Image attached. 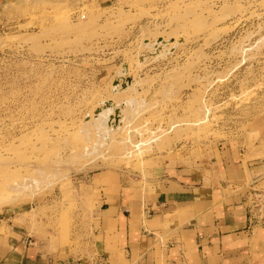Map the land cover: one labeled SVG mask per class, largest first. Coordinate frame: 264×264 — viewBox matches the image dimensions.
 <instances>
[{
  "label": "rangeland",
  "instance_id": "1",
  "mask_svg": "<svg viewBox=\"0 0 264 264\" xmlns=\"http://www.w3.org/2000/svg\"><path fill=\"white\" fill-rule=\"evenodd\" d=\"M261 127L264 0H0V196L52 178L0 209L44 240L88 238L91 191Z\"/></svg>",
  "mask_w": 264,
  "mask_h": 264
},
{
  "label": "crops",
  "instance_id": "2",
  "mask_svg": "<svg viewBox=\"0 0 264 264\" xmlns=\"http://www.w3.org/2000/svg\"><path fill=\"white\" fill-rule=\"evenodd\" d=\"M262 129L252 146L229 139L197 160L162 161L140 191H91L78 246L44 240L23 211L1 208L0 264H264V219L249 198L264 176Z\"/></svg>",
  "mask_w": 264,
  "mask_h": 264
},
{
  "label": "bare ground",
  "instance_id": "3",
  "mask_svg": "<svg viewBox=\"0 0 264 264\" xmlns=\"http://www.w3.org/2000/svg\"><path fill=\"white\" fill-rule=\"evenodd\" d=\"M85 136H90V135L85 134ZM108 137H110L109 138L110 140L109 139L107 140L108 144L110 142H112L111 144H114L113 137L111 135H108ZM100 139H102V138H100ZM97 140H99V139H97ZM99 142H103V141L101 140ZM98 152H99V150H96V153H98ZM43 177H40L36 182H32L31 179L30 180L27 179V180H25V183H23L20 188H17L15 190H10V191L7 192L8 194L6 193L4 196H0V205L1 204H7L9 202L15 201V200L19 199L22 196L24 197V196H30V195L36 194V192L38 190H40L41 188H44L47 183H51L52 182L51 176H46L45 175Z\"/></svg>",
  "mask_w": 264,
  "mask_h": 264
},
{
  "label": "built area",
  "instance_id": "4",
  "mask_svg": "<svg viewBox=\"0 0 264 264\" xmlns=\"http://www.w3.org/2000/svg\"><path fill=\"white\" fill-rule=\"evenodd\" d=\"M261 197H254V200L251 204V209L257 217L261 218L262 215H264V194H256Z\"/></svg>",
  "mask_w": 264,
  "mask_h": 264
},
{
  "label": "water",
  "instance_id": "5",
  "mask_svg": "<svg viewBox=\"0 0 264 264\" xmlns=\"http://www.w3.org/2000/svg\"><path fill=\"white\" fill-rule=\"evenodd\" d=\"M125 69H126V65L123 64V67L121 68V70L124 71ZM121 70H120V71H121ZM104 102H105V101H104ZM109 105H111L110 102H105V103H104V107H107V106H109ZM99 110H100V109H96L95 112L97 113V112H99ZM115 112H117V111H115Z\"/></svg>",
  "mask_w": 264,
  "mask_h": 264
}]
</instances>
